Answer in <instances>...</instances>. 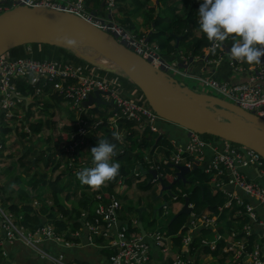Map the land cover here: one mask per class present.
<instances>
[{
    "label": "built area",
    "instance_id": "built-area-1",
    "mask_svg": "<svg viewBox=\"0 0 264 264\" xmlns=\"http://www.w3.org/2000/svg\"><path fill=\"white\" fill-rule=\"evenodd\" d=\"M117 0H104L108 20H94L86 12L84 0H67L61 4L58 0H0V13L9 11L16 7L46 8L75 14L94 24L100 30L112 35L116 41L130 51L146 60L151 66L166 74L178 73V69L167 62L159 53L158 47L150 44L144 36L129 31L116 23L112 11L115 9ZM220 43V42H216ZM216 43L207 47V52L218 51V60L228 59L230 69L238 73H249L250 78L246 83L229 84L216 79L205 78L198 80L201 87L210 89L222 96L223 100L239 106L241 109L264 118V67L261 63L245 69L243 62L229 57V48L226 42L221 47ZM182 58V57H181ZM214 59L213 63L218 61ZM62 61V60H61ZM35 61L32 58L8 60L0 56V117H12V110L21 102L20 94L17 92L13 80L16 77L34 76L33 83L43 81L42 87L55 80L59 81L53 86V94L67 101L74 110L81 112L82 103L94 91H99L104 101H112L118 108L114 116L119 113L118 119L109 118L106 123L103 120L87 122L78 117L77 130L72 133L64 145L58 148L57 155H71L87 143L88 136L95 132L98 127H107L111 131L118 129L116 123L123 119L125 121L139 123L147 126L150 131H155L156 114L145 103L130 100L114 89H110L109 83L101 79H90L83 75L81 66H73L64 62ZM39 92V90H38ZM222 148L214 147L203 137L194 132H188V140L183 149H177L176 153L169 159H164L163 164L183 165L191 169L193 165L201 167L205 174L210 175V186H214V192H219L227 198L223 207L217 208V213L205 210L200 215H195L192 210L186 221L174 235L162 237L155 233L152 237L155 244L163 254L175 251L171 258V264H195L192 250L194 243L199 238V246L217 249L209 243L203 235L204 231L220 232L222 226L218 227L223 215H230L236 225L230 227L226 232L229 240H224L223 253H230L228 264H264V163L256 152L241 146L222 142ZM2 145L0 143V149ZM210 150L212 155L205 161L206 151ZM186 156V157H185ZM146 163L149 169L158 170L157 164L148 158ZM116 162V161H113ZM204 164V165H203ZM135 178H142L140 172L134 174ZM158 177H162L158 174ZM125 178H118L116 184L121 186V192L126 187ZM155 182V180H152ZM212 188V187H211ZM213 190V189H212ZM96 199L101 201V196ZM109 202L100 205L93 211L90 219L84 223V227L94 235L102 236L106 242L105 247L109 249V264H153L152 251L144 238H133L130 236L127 224L120 223L118 211L120 202L108 195ZM172 201L177 197L173 196ZM34 202L33 205H36ZM192 208V205L189 204ZM167 205L163 206L167 210ZM1 228L5 231L8 241H19L30 249H35L44 260L53 264H66L61 257L54 256L41 248V243L52 242L56 245L69 247V242L59 237L54 228L49 224L38 226L33 232L17 224V221L5 211L0 209ZM241 226L239 227V225ZM169 234V233H168ZM179 238V244L174 245V238ZM252 237L253 240H249ZM222 239L218 240L221 241ZM223 241V240H222Z\"/></svg>",
    "mask_w": 264,
    "mask_h": 264
},
{
    "label": "crops",
    "instance_id": "crops-1",
    "mask_svg": "<svg viewBox=\"0 0 264 264\" xmlns=\"http://www.w3.org/2000/svg\"><path fill=\"white\" fill-rule=\"evenodd\" d=\"M66 1L67 0H58V2L61 4H65ZM194 1L198 2L199 0ZM138 2L141 3H138L137 6H134V0H122V2L119 3L118 1L115 2V9L112 11L113 20L129 31L140 36H144L147 40L162 26L160 23V25L157 24V26H155V21H157V23L162 22L161 20L167 18L168 15L172 13L178 16H181L183 13V8L179 3V0H163V2H159L158 0H138ZM86 12L98 20L106 21L109 19L108 12L106 11L104 5V0H99L98 4L92 7L90 10L86 8ZM194 35L199 36L200 33L194 31ZM177 39H179V44L180 38ZM150 44L156 45L155 43ZM37 45H40L38 46L39 48L31 47L29 45L13 49L7 52V55H4V57L8 60L25 58H32L35 61L49 60L59 62L62 60L61 62L68 63L73 66H81L83 68V75L85 77L90 79L105 80L109 83L110 89H114L120 95L130 100L144 104V98L138 89L134 87L132 83L131 85L128 82V79L123 76L121 72L105 71L83 60L82 62L85 63H73L65 55H61L60 59H56V57H58L57 52L50 47H56L58 50L62 49L67 52L66 54L71 53L76 59L79 58L73 52L58 46L44 44ZM17 49H19V51H14ZM203 51V58L193 57L188 60L181 51L182 53L180 52L179 55L168 57L165 60L178 69V74L189 79L195 86L199 87V89L203 91L202 93L209 94V92H205V90L210 89L201 87L198 82L200 79L212 78L229 84H241L249 81L250 74L232 71L227 58H223L221 60L216 59L218 61L213 63L214 59L206 58L209 55L207 49L205 48ZM41 53L49 55V58L41 57ZM34 79L35 78L33 75H29L25 77H16L13 80L16 90L17 84L23 85L25 88L36 85V92L34 95L29 94L25 97L20 95L21 102L18 103L16 108L12 110L11 118L7 119L4 116L0 117V143L2 145L0 149V186L4 187L5 191H14L13 195L11 193V197L18 196L19 189L27 191L29 194L30 204L37 212L43 203L47 205L46 207L51 206V201L50 199L45 200L46 197L40 196L36 192L35 187L32 186L34 188L33 189L27 186L25 181L31 178V176H35L37 179H39L41 175H45V180L48 182H45L46 185L40 189H44L43 194H48L47 197H49V193L45 191L49 188L48 184L56 181L55 184L57 187L53 186V189H59L56 200L61 204L66 205L68 209H73L78 204V202L81 201L82 196L90 197L91 199L90 211L86 212L85 209H83V211L80 210L79 216L76 219L63 218V222L65 221L70 227L68 231L61 235L56 233L64 240V242L70 243L69 247L56 245L52 242H43L40 245L41 248L54 256L61 257L62 262L66 264H109L108 253L110 251L104 245L106 240L102 236L94 235L89 232L84 227V223L89 219V215L91 216L97 206L100 205L101 201H98L96 197L99 195H105L108 199V194H110V196H113L114 199L120 202V210L117 214L119 222L130 224L132 228L137 229V231L134 229L133 233L129 232L130 236L133 238H144V240L149 244L152 251L153 264H171V258H169L167 254L162 253L152 238L155 233H159V235L162 237H167L170 235L168 234L167 230L168 221L164 229L160 231L155 230L151 223L156 221L155 219L157 216H173L181 209L183 204L173 201L174 206L171 207L166 203L168 207L167 210L163 209L165 204L159 208H156L154 205L160 198H163L165 201L166 192H163L162 196H160V185L158 183H152L149 188L154 185L158 187V191L152 195L150 190H148L149 188L147 190L140 188L141 184L151 183L152 177L149 174H146L142 175V178L139 179L135 178L134 174L136 172L141 173L139 166H142L141 162L144 164L146 163L145 158L153 160L156 164H159L161 161L163 163L164 159H166L164 158L166 149L162 145V142L161 145H159V143L155 148H151V146L156 144L158 140L162 139L161 141L165 140L170 143V157H172L176 153L177 149H183L185 147L188 140V132L179 126L172 125L157 119L155 122L156 130L152 131L151 135L146 137V147H140L138 144L141 143V140L145 138L146 131L150 129L147 126L139 123H134L133 126L124 127L123 123H120L122 121L117 122L116 125L118 129L116 131H119L122 134L123 142H117L116 153L118 155L124 152L127 153V159L119 163L120 167H123L125 170L124 178L130 183H128L122 192L121 186H118L117 184L113 189L111 188V191H109L107 182L98 189L90 188L88 186L82 185L78 181L76 173L83 168H90L94 166L90 153L91 148L101 140L110 141L113 139V131L109 130L107 124H105L103 127H98L95 130L97 133L94 132L92 139L88 140V142L80 149L76 150L75 153L73 152L71 155L66 153L57 155L58 148L62 147L64 145L63 143L68 140V136H70L68 133L69 128L67 127L77 124L78 117L83 118L89 116L87 119L89 123L101 119H98L97 116L93 115L96 113L94 106L88 108H84L82 106L83 109L81 112H79L74 110L73 107L65 100L55 102L53 99V93L55 89L52 87L48 93H45L42 86H39L38 83H33ZM262 88L264 90V80L262 81ZM63 101H65L68 105L61 103ZM46 104H50L52 107L48 108L44 113V110H42L41 107H44ZM61 113L64 114V117L68 118V123L64 126L60 125L61 121L59 122V116H57ZM44 115H49V118L45 119ZM119 117V113L114 116L113 111L109 116V118L115 119H118ZM39 120L43 122V126L39 134L33 138L36 141V145H34L36 149H33L32 143L28 142L27 138L22 137V134L23 132L29 134L30 125L33 122H37ZM46 121L51 122L50 125H47L45 123ZM1 126H8L10 131L4 134L2 132ZM56 126V133H54L53 129ZM60 127L61 129L59 130ZM55 135L58 137H63V141L58 145H56L55 141H53ZM153 135H156L157 138L154 139ZM129 138H132L133 141L131 140L129 142ZM207 141L214 147L222 148L223 146V141L220 140L207 138ZM12 146H14L13 149L11 148ZM27 150H37L39 153L41 152V158L43 160L45 158L48 160L47 165H44L42 160L39 162H34V156L29 154L26 156V158L32 159L34 164L29 172H25L24 168L19 163V157L24 155ZM211 155L212 153L208 149L205 155L206 162L207 159L211 157ZM211 187L214 191L215 187ZM35 196L40 197L37 198ZM66 196H68V200L65 198ZM34 202H37V204L33 205ZM1 210L5 211L4 209ZM39 213L43 215L41 211ZM121 214L128 216V220L121 219ZM56 216L61 217L59 214ZM17 219H15V221H17ZM78 222L81 224V226L79 228L76 227L71 229L72 224H78ZM209 231H204L203 235L206 237L207 241L212 243L215 247L216 245L221 244L218 240H223H221L223 242V244H221L222 247L225 245L224 240H229V237L227 238V235L221 232L218 233L215 230L212 232ZM141 232L144 233V235H142ZM173 241L174 245L177 246L178 244L175 242V239H173ZM197 244H199V238L196 239V243H194V247L196 248L195 250H192L193 252L191 253L195 264L220 263V257L222 258V256L219 254L214 256L212 253L215 251V248L210 249L208 247H204L201 249L199 246H197ZM0 249L2 250V257L5 260L4 264H53L52 262L41 258L40 254L35 249L25 247L19 241L10 242L6 239V237L4 238V236L2 239H0ZM205 249H207V251H205ZM172 252L173 251H170V253Z\"/></svg>",
    "mask_w": 264,
    "mask_h": 264
},
{
    "label": "water",
    "instance_id": "water-1",
    "mask_svg": "<svg viewBox=\"0 0 264 264\" xmlns=\"http://www.w3.org/2000/svg\"><path fill=\"white\" fill-rule=\"evenodd\" d=\"M74 33L88 40L118 66L117 70L99 68L121 72L140 90L145 102L159 120L179 126L187 132L212 136L223 142L252 150L264 161V118L226 100L186 87L118 43L112 35L75 14L24 6L1 13L0 56L13 49L34 44L58 46L68 50L65 42H56L54 38L63 37L66 41L74 37L71 35ZM178 40L176 39V48ZM212 44L210 41V45ZM75 54L90 63L83 55L76 52ZM82 106L84 108L94 106L96 112L100 106L113 108L114 112L118 110L112 101H104L99 91L90 94ZM169 166L174 172L173 180L167 186L164 184L165 178L158 177L155 169L145 170L139 166L142 175L149 174L152 180L160 185V196L163 192H171L175 184L186 185L185 175L198 167L197 164L191 169L183 165ZM191 210L188 198H185L181 209L173 215L168 225L180 215H189Z\"/></svg>",
    "mask_w": 264,
    "mask_h": 264
},
{
    "label": "trees",
    "instance_id": "trees-1",
    "mask_svg": "<svg viewBox=\"0 0 264 264\" xmlns=\"http://www.w3.org/2000/svg\"><path fill=\"white\" fill-rule=\"evenodd\" d=\"M99 0H84V4L85 7L90 10L92 7L96 6L98 4ZM118 3L122 2V0H117ZM116 1V2H117ZM159 2H163V0H158ZM165 1V0H164ZM202 2V0H199L198 2H195L194 0H179V3L182 5L183 8V13L181 16H178L174 13L168 15L167 18H164L163 20H161L162 22H158L155 21L154 25L157 26L158 25H162L152 36H150L148 38V42L150 43H155L156 46L158 47L159 53L160 55L166 59L168 57H172V56H177L179 55V53L182 51L183 55L189 60L193 57H204V49L209 47L210 45V41L206 38V36L201 33L199 31V24H198V10L200 7V3ZM138 0H134V6H137ZM160 23V24H159ZM194 31H197L200 33L199 36H195L194 35ZM177 38H180L178 47H175V40ZM226 44L228 45V48L230 49L233 43V39L231 37H229L226 41ZM50 47V46H49ZM51 49H54L58 54H62L68 57H73V55L71 53L66 54L67 52L62 50V49H56V47H50ZM181 52V53H182ZM219 52L218 51H211L209 53V55L206 57L207 59H217ZM57 58V57H56ZM74 58V57H73ZM74 60L76 61H80L79 59L74 58ZM81 62V61H80ZM262 66L264 67V57L261 58V62ZM243 67L245 69L249 68L250 66H257L258 64H247V63H243L242 64ZM59 81L55 80L52 83H48L46 87L44 88L45 93H48L51 88L57 84ZM128 82L131 84V82L128 80ZM43 81H41L38 85L42 86ZM133 84V83H132ZM131 84V85H132ZM134 85V84H133ZM134 87H136L134 85ZM137 88V87H136ZM37 86H32V87H28L25 88L23 85H18L17 84V91L19 92L20 95L22 96H27L29 94L34 95L36 92ZM138 89V88H137ZM138 91L140 92V90L138 89ZM140 94L142 95V93L140 92ZM143 97V95H142ZM144 98V97H143ZM53 99L55 102L64 100L61 97H58L56 94H53ZM144 103L146 105H148L145 102L144 99ZM52 107L50 104H46L44 107H41L42 110H44V113L47 111L48 108ZM104 107V106H100L98 111L96 113L100 112V108ZM95 115V114H93ZM88 117H83L81 118L84 121H87ZM120 123H123L124 127L127 126H133V122H129V121H125L123 119H120ZM124 121V122H123ZM88 122V121H87ZM47 125H50L51 122L46 121L45 122ZM43 126V122L41 120L37 121V122H33L30 125V133L27 134L25 132H23L22 137L27 138L28 142H33L35 141V139H33L35 136H37L39 134V132L41 131V128ZM2 132L4 134L8 133L10 131V128L8 126L2 127ZM68 129V133L69 135H71L72 133H75L77 130V124L72 125L70 127H67ZM97 133V132H95ZM151 131L148 130L146 131L145 134V138L141 140V143H137L140 147H146L147 142H146V137L148 135H151ZM94 135V132H92L88 138H87V142L88 140H91L92 137ZM205 139L209 138V139H217L214 138L212 136H208V135H204L203 136ZM33 139V140H32ZM132 140V138H129V142ZM162 139L158 140V142L156 144H153L151 146V148H155L157 146V144L164 146L165 153H164V158L169 159L170 158V153H171V145L170 143H168L167 141H161ZM219 140V139H217ZM63 141V137H59L58 139L55 140V144L58 145L60 142ZM133 141V140H132ZM221 141V140H220ZM110 143H115L117 145V141L111 139L109 141ZM97 144H95L94 146H96ZM93 146V147H94ZM117 148V147H116ZM32 154L34 157V162H39L40 160H42L44 162V165H47V159L45 158L44 160L41 158L42 153L38 152L37 150L35 151H30L27 150L24 155H22L21 157H19V163L21 164V166L24 168L25 172H29L34 164V162L32 161V159H27L26 156ZM186 157V156H185ZM127 159V153L124 152L122 154H117L116 156L113 157V161L116 162H123L124 160ZM119 163V164H120ZM264 163V161H263ZM141 165L143 166V168H145L146 170L149 169V166L145 163L141 162ZM173 164H171L172 166ZM158 170L157 173L159 175H161L163 178H165L164 180V184L167 186L169 185L173 178V170L171 169V167L168 164H163L162 162L157 164ZM123 178L125 177V170L123 167H120V171H119V175L112 181L107 182L108 184V190L111 191V188L113 189L114 186L116 185V182L118 180V178ZM185 181L187 182L186 185H182L181 183L175 184L173 185L171 192H168L166 195L168 196L170 194V197L172 198L173 196H176L177 199L175 202L183 204L185 198H188V204L192 205V212L195 215H200L202 212H204L205 210H209L213 213H217V208L219 207H223L225 205V203L227 202V198L219 193V192H214L210 186V175L205 174L201 167H197L195 170L187 173L185 175ZM48 181L45 180V175H41V177L39 179H37L35 176L31 178H29L28 180L25 181V183L27 184L28 187H35L36 192L43 197H46L45 200L50 199L51 201V206L46 207L47 205H45L44 203L41 205L40 209L38 210V212L34 209V207L30 204V200H29V194L27 191H24L23 189H19V194L18 196L15 197H11V193L12 195L14 194V191H5L4 187L0 186V208L2 206L1 209H4L5 211H7L12 217H14L15 219H17L19 216L21 217V220L19 222H17L18 225L23 226L25 229L29 230L30 232H33L38 226H42L43 224L48 223L49 225H51L54 229L55 232L58 235H61L63 233H65L66 231H68L69 229V225H67V223L63 222V218L66 219H76L79 216L80 210L83 211V209L87 211H90V197H86V196H82L81 201L78 202V204L73 208V209H68L66 207V205L61 204L59 201L56 200L57 198V193L59 192V189L55 188L53 189V186H56L55 182H51L49 183V188L46 189L45 192L49 193V197L48 194H43V190L44 189H40L41 187L45 186L46 183ZM126 186L128 185L129 181L128 180H124ZM154 183L151 182L149 184L145 183V184H141L140 188L142 189H148L150 187V185ZM187 185H190V188L187 189ZM33 186V187H32ZM182 186V189H181ZM57 187V186H56ZM184 187V189H183ZM34 189V188H33ZM110 195V194H108ZM2 196V197H1ZM4 196V198H3ZM40 196H35L37 198H39ZM65 198H67L68 200V196H66ZM101 203L103 204H107V197L105 195H101ZM44 200V201H45ZM96 201V199H95ZM160 210V209H159ZM42 212L43 215L39 212ZM60 215L61 217H57L56 215ZM90 215H89V219H90ZM187 216L186 215H180L179 217H177L171 224L167 225V230L168 233L171 235H174L177 233V231L180 229V227L184 224V222L186 221ZM45 221V222H44ZM0 224H1V217H0ZM152 225V223H151ZM229 225V222L228 224ZM81 226V224L78 222L72 224L71 229L74 228H79ZM128 226V230L129 232L133 233L135 228H132V226L130 224H127ZM229 228V227H228ZM230 229V228H229ZM135 231H137V229H135ZM0 239H2V237L4 236L5 238V231H3V229L0 226ZM175 242L177 244H179V238H174ZM249 240H253L252 237L249 238ZM221 244H223L222 241H220ZM218 245L217 249H215L214 252H212L214 254V256H216L217 254H219L220 256H222V258L220 257V263L219 264H228L226 263L230 258H231V254L230 253H223L222 251V246ZM25 246V245H24ZM26 247V246H25ZM205 251H207V249H205ZM111 253L109 252L108 255H110ZM2 250L0 249V264H4L5 260L2 257Z\"/></svg>",
    "mask_w": 264,
    "mask_h": 264
},
{
    "label": "clouds",
    "instance_id": "clouds-1",
    "mask_svg": "<svg viewBox=\"0 0 264 264\" xmlns=\"http://www.w3.org/2000/svg\"><path fill=\"white\" fill-rule=\"evenodd\" d=\"M199 31L209 41L221 47L229 37L233 39L229 57L237 61L259 64L264 57V0H202L198 10ZM73 46L72 39L65 41ZM113 140L122 143L123 136L113 131ZM117 145L101 140L90 150L93 167L76 173L78 181L90 188H99L114 180L120 164L113 162ZM142 175V174H141ZM157 183V182H154Z\"/></svg>",
    "mask_w": 264,
    "mask_h": 264
},
{
    "label": "rangeland",
    "instance_id": "rangeland-1",
    "mask_svg": "<svg viewBox=\"0 0 264 264\" xmlns=\"http://www.w3.org/2000/svg\"><path fill=\"white\" fill-rule=\"evenodd\" d=\"M1 14V13H0ZM89 15V14H88ZM90 16V15H89ZM91 18H93L92 16H91ZM112 19H113V17H111ZM94 20H98V19H95V18H93ZM108 20V19H107ZM117 23V22H116ZM69 39H72V40H74L76 43L73 45V46H68V45H65L64 43H63V45H65V46H67V47H69L68 48V51H70V52H73L74 54H75V52L77 53V54H79V55H83L84 56V54H87V53H89V51L91 52L92 51V48L91 47H89L88 45H81V43H79V42H81L79 39H77V38H75V37H70ZM83 42V41H82ZM76 45V46H75ZM29 46V45H28ZM31 47H35V48H37L38 46H40V45H37V44H34L33 46L32 45H30ZM39 48V47H38ZM79 48V49H78ZM88 48V49H87ZM67 49V48H66ZM76 49V50H75ZM14 51H19V49H17V50H14ZM5 55H7V54H5ZM62 54H58V57L56 58V59H60V56H61ZM73 55V54H72ZM76 55V54H75ZM62 56H64V55H62ZM77 56V55H76ZM41 57H47V58H49V55H45V54H43V53H41ZM68 57V56H67ZM73 57L75 58V56L73 55ZM73 57H68V59L69 60H71L73 63H85V62H82V60L83 59H81L79 56H78V58H79V60L81 59V62L80 61H75L74 60V58ZM84 61V60H83ZM169 76H171L174 80H176L177 82H179V83H182V84H184V85H186V87H189L190 89H193V90H195V91H197L198 90V92H203L201 89H199V87H197V86H195L193 83H192V81H190L189 79H187V78H185V77H182L180 74H178V73H170L169 74ZM205 92H209V94H211V95H213V96H215V97H218V98H220V99H222V96H220V95H218L217 93H215V92H213V91H211V90H205ZM61 103H63V104H65V105H68L65 101H63V102H61ZM45 106V105H44ZM65 107H68V106H65ZM111 110L108 108V107H101L100 108V112L99 113H95V115L94 116H97V118L98 119H101V120H103V122L104 123H106L107 121H108V118H109V116L111 115ZM45 116V119H48L49 118V115H44ZM57 116H59V122L61 121V126H64L65 124H67L68 123V118L67 117H64V114L63 113H61V114H59V115H57ZM55 124H56V121H55ZM56 129H57V126L53 129V132L54 133H56ZM61 129V127L59 128V130ZM59 133H60V131H59ZM69 137V136H68ZM59 137L57 136V135H55V137L53 138L54 140L53 141H55L56 139H58ZM153 138L154 139H156L157 138V136L156 135H153ZM217 140V139H216ZM23 141H26V140H23ZM155 141V140H154ZM32 148L33 149H36L35 147H34V145H36V141H33L32 142ZM136 147V146H135ZM12 149L14 148V146H12L11 147ZM10 148V149H11ZM150 153H152V152H150ZM159 155V154H158ZM160 162V161H159ZM162 162V161H161ZM160 162V163H161ZM130 170V169H129ZM133 175V174H132ZM130 183V182H129ZM187 189H189L190 188V185H187V187H186ZM181 189H182V186H181ZM183 189H184V187H183ZM148 190H150V193L152 194V195H154V193H156V191H158V187L156 186V185H154V186H152L151 188H149ZM6 191H8V190H6ZM168 192H166V194H167ZM165 194V201H164V199L163 198H160L156 203H155V207L156 208H159L160 206H162V205H164V204H169L170 205V207L171 206H174V202L172 201V199H171V197H170V194L167 196ZM109 202V199H108V201H107V203ZM40 206V205H39ZM38 206V207H39ZM6 212V211H5ZM173 216H171V215H168V216H165V217H161V216H157L156 217V221H154V222H152V226H153V228L155 229V230H158V231H160V230H162V229H164V227H165V225L167 224V221L169 222V220L172 218ZM120 218L121 219H127L128 220V216H125V215H123V214H121L120 215ZM221 222H220V224H218V227L219 226H222L223 225V227L221 228V230H220V232L221 233H223V234H225V235H227L226 234V232L225 231H227L230 227H232V226H235L236 225V222H235V220L234 219H232L231 218V216L230 215H223V217L221 218V220H220ZM228 222H229V225H227L228 224ZM241 226V224L239 225V227ZM229 227V228H228ZM174 254H175V251H173L172 253H170L169 255H168V257L169 258H172L173 256H174Z\"/></svg>",
    "mask_w": 264,
    "mask_h": 264
},
{
    "label": "bare ground",
    "instance_id": "bare-ground-1",
    "mask_svg": "<svg viewBox=\"0 0 264 264\" xmlns=\"http://www.w3.org/2000/svg\"><path fill=\"white\" fill-rule=\"evenodd\" d=\"M71 35H73L74 37L79 38V40L81 41L79 43H81V45H83V44L85 45L86 44V45H88L89 47L92 48V51L91 52L89 51V53L84 54V58H86L90 63H92V64H94V65H96L98 67L104 68V69H110V70H117L118 69V66H116V64L114 62H112L111 60H109L108 58H106L88 40H86L85 38H82L81 36H79V35H77L75 33L74 34H71ZM54 41H56V42H65V40H64L63 37H56V38H54Z\"/></svg>",
    "mask_w": 264,
    "mask_h": 264
}]
</instances>
